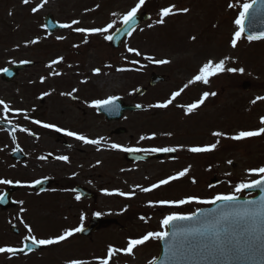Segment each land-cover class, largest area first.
Masks as SVG:
<instances>
[{
	"label": "rangeland",
	"instance_id": "374dc122",
	"mask_svg": "<svg viewBox=\"0 0 264 264\" xmlns=\"http://www.w3.org/2000/svg\"><path fill=\"white\" fill-rule=\"evenodd\" d=\"M137 2L29 0L25 4L23 0H0V69L14 62H37L35 68L20 71L12 82L0 81V100L10 109L5 112L4 106L0 105V118L5 113L19 129L44 128V123L57 127L84 125L81 129L84 131L78 134L99 140V144L80 141L74 143L72 151L71 147L65 151L71 152L72 168L86 169L88 172L84 176L91 178L84 180L101 187L97 190L96 203L76 199L72 191L63 196L44 198L25 197L22 192L13 195L17 205L7 211L0 210V247H13L22 237L30 235L37 239L53 238L66 229L84 224L93 212L106 218H119L125 228H107L97 232L91 240H80L74 233L63 244H52L44 254L23 260L11 261L9 253H0V264H54L53 261L68 264L70 260L99 264L97 258H106L109 246L124 249L129 238H138L149 231H166L167 227L162 229L160 225L164 216L173 212L191 214L199 207L210 205L196 202L160 205L158 201L188 196L210 199L217 194L233 193L236 184L249 183L260 177L247 170L264 166V134L240 141L229 138L242 130L264 127L260 123V118L264 117V101L252 103L257 96H264V39L249 41L242 33L237 46H231V36L238 30L234 21L241 5L251 0H145L137 13L147 12L150 18L131 32L119 50H115L104 36L120 26V17ZM170 5L189 11H177L165 17L164 23L157 24L160 9ZM32 8L37 11L32 12ZM47 13L63 24L73 20L79 23L49 34L42 24ZM109 23L113 27L103 34L74 31L77 27L103 28ZM193 36L195 40L191 39ZM33 40L36 43H31ZM128 47L137 49L141 55L128 52ZM58 58L63 59L57 64L51 63ZM157 59H166L169 63L156 64L153 61ZM208 59L214 62L225 59V71L209 77L207 84L195 82L189 85L167 108L150 107L183 88ZM97 68L100 72L94 74L93 69ZM227 68H243L244 71L228 72ZM154 72L166 76L165 82L148 87L143 95L136 96V90L147 86L149 75ZM244 81L250 83L247 90L242 88ZM203 92H215L216 95H210L192 113L185 114L184 106L199 100ZM109 96L139 104L143 110L125 112L120 119L108 121L92 106V101ZM36 120L41 124L33 122ZM115 127H123L125 134H113ZM216 131L225 135L215 137L212 133ZM153 133L154 138L140 140L141 136L150 137ZM217 141V147L209 152L187 150ZM112 144H119L121 148L113 149ZM4 145L10 150L7 144ZM154 147H174L177 156L172 161L125 164L123 148ZM2 154L0 149V158ZM184 168H189L184 177L150 192L140 190L176 175ZM56 170L57 177L70 174L65 165ZM213 178L217 184H211ZM14 179L15 173L7 170V165L0 161V181ZM8 184L0 183V194ZM117 191L132 195L120 196ZM236 195H244V191ZM56 215L58 220H53L52 224L47 221ZM11 224L20 229V235L9 232ZM158 242L150 238L145 244L136 246L131 254L116 251L109 264H149L158 255Z\"/></svg>",
	"mask_w": 264,
	"mask_h": 264
},
{
	"label": "snow or ice",
	"instance_id": "6c2138e0",
	"mask_svg": "<svg viewBox=\"0 0 264 264\" xmlns=\"http://www.w3.org/2000/svg\"><path fill=\"white\" fill-rule=\"evenodd\" d=\"M29 0H23V3L27 4ZM145 3V0H138V2L135 4L134 7H132L129 11H127L125 14H123L120 19L121 22L125 25L126 29H130L131 26L135 22V17L137 15L138 10L141 8V6ZM257 0H251V3L245 2L241 5V11L239 12V15L235 19L234 23L238 26V30L235 31L232 36H231V46L235 48L237 46L238 40L241 38L242 33L245 31L243 24L245 21V18L250 15V10H253L251 15H255V8L254 6L256 5ZM229 7H232L230 4ZM32 12H36L37 8H32ZM177 11L182 12V13H187L189 11L188 8H183V9H176L175 5H170L168 7H164L160 9L159 11V19L156 21L157 24H162L164 23V18L175 14ZM113 15H116L113 13ZM79 23L77 20L71 21L70 24H61L60 27L62 28H71L72 25ZM113 27L112 23L107 24L106 27L103 28H80L77 27L74 29L76 32H89V33H106L108 29H111ZM151 27V25L149 26ZM120 31V30H118ZM128 35H131V31H128ZM114 37L112 35H105L104 39L105 40H112ZM264 38V32H260L259 34L253 35L249 34L247 39L249 41L252 40H257ZM60 39V37H58ZM192 40H195V37H191ZM31 43H36V40L31 41ZM127 51L130 53H134L135 55L139 56L141 53L135 49L128 47ZM147 59H152L151 57H146ZM63 58H58L57 60H53L51 63L52 64H57L62 60ZM227 59V58H225ZM225 59H221L218 62H214L212 59L206 60L198 69L197 73L192 76L190 80L184 85L183 88H181L179 91H174L171 93V96L163 101L159 102L155 105H150V107H155V108H167L169 105L173 103V101L178 97L185 88H187L189 85L194 84L195 82H203L204 84L209 83V77L215 76L217 73L225 71ZM156 64H167L169 63L168 60L166 59H157L153 61ZM133 63H136L133 61ZM123 69H118V71H122ZM228 72H243V68H227L226 69ZM94 74H98L100 72V69H93ZM44 78L42 77L41 80ZM73 91H76V89H73ZM42 95L46 96L48 93H43ZM68 95H71V93H68ZM215 96L216 93L212 92H203L200 95L199 100L190 103L186 106H184V112L185 114L192 113L195 109H197L200 105H202L206 98L209 96ZM116 100V97L114 96H109L107 99H97L92 101V106L93 107H109V106H114V101ZM261 100L264 101V96H257L255 100L252 101L253 104L256 103V101ZM0 105L4 106L5 112L9 111V106L3 101L0 100ZM137 108L140 107V105H136ZM17 112H21L23 110L16 109ZM27 118V117H25ZM36 124H41V121L36 120L33 121ZM260 123L264 124V117L260 118ZM44 128H50V129H55L57 132H65L66 135L70 137H75L77 140L83 141L86 144H94L98 145L99 140H91L86 138L82 134H78L73 131H68L66 129H62L57 127L55 124L51 123H44L42 125ZM23 131H27V129H22ZM261 134H264V127L259 128L258 130H242L236 133L235 135H232L229 137L232 140L240 141L245 138H251V137H257L260 136ZM167 135H171V133H168ZM213 136L215 137H221L224 136L225 133L216 131L212 133ZM155 137V133L152 134L150 137H145L141 136L140 140H145V139H151ZM217 143H213L210 145H205V146H192L189 147L187 150L192 153H203V152H209L214 150L217 147ZM111 147L113 149H120L121 145L119 144H112ZM125 152H131V151H141V152H175L177 149L174 147H159V148H123L122 149ZM43 158V157H42ZM58 160L62 161H68L69 157L68 156H58ZM99 163V161L97 162ZM229 164L232 163V161H228ZM189 171V168H184L182 171L178 172L176 175L168 176L165 179L159 180L157 183L151 184L150 187L146 188H141L140 190L143 192H150L153 189H157L162 185H167L169 182L176 180L180 177H184ZM250 173H258L260 174V178L258 180H252L249 183H238L235 185L234 192L230 194H217L210 199H201L197 196H188L184 199H179V200H160L157 203L160 205H184L192 202H196L199 204H215L217 201H223V202H228L225 207L226 208H232V211H223L220 212L219 216L215 220L207 221L205 227L203 229L196 228V229H191L189 230V234L192 235L193 237H199L203 240L206 241V243L203 245V250L207 252H225L228 251V245L230 243L226 230L223 227V223H227L233 220L236 221H241L245 224L249 223H256L264 214V204L257 206V207H247V206H235L232 205L231 202L237 200V195L236 193L241 192L243 189L247 188H253L256 186H259L260 184L264 183V166H261L259 168H252L248 169ZM0 183H11V181H0ZM19 183V182H17ZM35 183H40L39 180L35 181ZM139 187V186H136ZM106 191V190H105ZM116 194L120 196H129L132 195V193H125V192H119L117 191ZM79 195H77L76 199H79ZM245 205H255V201H246ZM23 211V209H21ZM200 214L201 216H204L207 220V215L206 213H202L200 209H197L196 212H193L191 214H179V213H170L166 216H164L160 220V225L161 228H166L168 225L172 224L174 221H184V220H193L196 218L197 214ZM95 215L99 216L100 213H96ZM83 219V217L81 218ZM143 220L144 217H141ZM25 228H28V231L31 233V229L28 227L27 224L24 225ZM82 231V226L81 227H76L72 229H66L62 234H59L53 238H48V239H37L35 236H28L25 239L31 240L33 245H52V244H57L61 241H64L66 238L71 237L74 233ZM175 235V233H173ZM169 236L168 231H149L146 234L138 237V238H129L127 241V247L124 249H114L112 246L108 247L107 250V257L100 259L99 264H109V259L113 256L114 252L116 251H123L127 254L133 253V249L136 246L143 245L145 242L149 241L150 238H155L157 240H165ZM25 247H29L28 245H25ZM29 250L30 247H29ZM17 251H24L23 248L21 249H15L12 247H0V253H15ZM68 264H86L85 261L83 260H70L68 261ZM149 264H153L152 261H149Z\"/></svg>",
	"mask_w": 264,
	"mask_h": 264
},
{
	"label": "water",
	"instance_id": "95a60500",
	"mask_svg": "<svg viewBox=\"0 0 264 264\" xmlns=\"http://www.w3.org/2000/svg\"><path fill=\"white\" fill-rule=\"evenodd\" d=\"M255 8V15H251L253 10H250V15L245 18L243 27L245 29L244 34L248 37L249 34H259L264 32V0H257ZM44 27L49 32H54L61 24L57 23L51 14L44 16ZM149 18L148 14L141 13L135 17V22L130 29H126L125 25L122 24L116 31L111 35L114 37L110 40V43L118 47L121 40L127 36L128 31L136 28L141 21H145ZM120 30V31H118ZM32 62H21L14 63V65L4 68L0 71L2 80L11 81L19 73L18 71L25 69L26 66H32ZM148 86H155L157 83L164 81L165 77L160 74H151L149 76ZM244 88H248L249 84L244 83ZM146 91V88H140L136 91V95H142ZM137 104L131 105L126 104L121 99L116 98L114 106L109 107H97L100 113H103L108 120L119 119L125 111L135 112L140 111L136 107ZM0 125L5 130L13 133L17 130V127L10 122H4L0 119ZM121 129H117L116 133ZM165 155H168L170 159L176 156L175 152H155V153H141L138 151L126 152L124 158L129 162L146 161L152 159H161ZM11 157L19 160L23 157L20 155L19 149L12 152ZM42 183V182H41ZM39 184H35L37 187ZM218 181L213 178L211 184H217ZM14 184H9L5 191L0 195V209L7 210L16 205V202L12 199V194L16 191ZM79 191L81 197H92V192L87 188H76ZM248 194L257 193L254 198L237 197L236 201L231 202L235 206H247L257 207L264 204V183L253 188L244 189ZM246 201H255V205H245ZM228 202L217 201L208 207L198 208L202 213H206L207 220L204 216L199 213L193 220L174 221L172 224L167 226L169 236L165 240H159V254L155 258L153 264H264V214L256 223L245 224L241 221H230L223 223V227L226 230L227 237L230 241L228 245V251L225 252H207L203 250V245L206 243L205 240L199 237H193L189 234V230L200 228L203 229L207 221L215 220L218 218L220 212L232 211V208H226L225 205ZM197 209L194 211L196 212ZM115 219L111 218H100L98 216L92 217L88 224L82 228L79 235L82 237L89 236L93 232L97 231L101 226H107L111 223H116ZM19 234V230L15 225H11L10 232ZM175 233V235H173ZM28 245L29 247H25ZM24 251H17L15 253H29L33 250L41 249L40 245H33L30 240H25L22 247ZM12 253V254H15Z\"/></svg>",
	"mask_w": 264,
	"mask_h": 264
},
{
	"label": "flooded vegetation",
	"instance_id": "af4514ba",
	"mask_svg": "<svg viewBox=\"0 0 264 264\" xmlns=\"http://www.w3.org/2000/svg\"><path fill=\"white\" fill-rule=\"evenodd\" d=\"M57 31V30H56ZM56 33V32H53ZM49 33V34H53ZM108 45L109 40L107 41ZM120 47L114 48L115 50H119L121 48V44L119 45ZM50 48V47H49ZM48 48V49H49ZM35 65L27 68H35L37 62L33 61ZM1 81V80H0ZM2 82V81H1ZM6 83V82H2ZM42 101V99H41ZM3 116L6 115L5 113L2 114ZM7 119H8V115ZM84 125L81 126H60L59 128L66 129L68 131H73L76 133H82L81 130L84 128ZM121 128L123 130L119 131L121 134H125V129L123 127H115L114 130L112 131L113 134L115 135H120L116 134V129ZM80 140H77L75 137H70L65 134V132H57L55 129H50V128H39V129H30L28 128L27 131H23L22 129H18L14 131L13 133H10L9 131L5 132L3 131L0 133V149H1V164L7 165V170L11 169L15 175L16 179L14 181H11V183H15L18 187L17 191L14 193V195L19 194L22 192V194L25 197L33 195L36 198H44L54 195L60 196V195H66L67 193H70L71 191L73 192V195H79V191L76 190V188L82 187L89 189L93 196L88 198V197H81L79 195L80 200H91L93 203H96L98 200V194L97 190H99L101 187L98 186V184H91L86 182L84 179H89L91 177H85L84 173L88 172L86 169H77L75 167L72 168V164L70 163L72 160V155L70 153L66 152L65 149L68 147L71 151L73 150L75 144L78 143ZM7 144L8 147H10V150H6L5 145ZM14 149H19L20 154L23 155V159L17 161L14 160L11 157V153ZM65 151V152H64ZM58 156H68L69 160L68 161H62L58 160ZM43 157V158H42ZM124 160V159H123ZM168 160L167 157H164L160 161ZM126 165L128 166H135L137 164H147L145 162H137V163H130L127 161H124ZM62 165L68 166V170L70 172L69 175L65 176V174H62L61 176L57 177L56 176V167H62ZM48 167V168H47ZM46 168L48 171H46ZM91 172V170L89 171ZM39 180L41 185L37 187H33L36 183L35 181ZM19 182V183H17ZM104 187V186H102ZM21 194V195H22ZM42 210V209H41ZM97 213V212H96ZM95 212L91 213L90 216H88V220L84 224H80L78 227L85 226L88 221L91 220L93 216H96ZM99 217H103L99 215ZM53 220H58V216L56 215V218L53 219H47V221H50L51 224ZM119 223L120 219L118 218ZM117 228L119 230H124L121 225H107L104 227H100L97 229L96 232L92 233L90 236L84 238V237H79L78 232L74 234V236L78 237L80 240H86L91 238L97 234V232L103 231V230H108L107 228ZM20 235V234H19ZM26 237H22V240L20 242H16L17 245L13 247H21L22 246V241ZM66 240V239H65ZM64 241L59 242L58 244L61 245L63 244ZM54 245V244H53ZM53 245H43L42 249L40 250H34L33 252H30L28 254H16V255H10V259L12 260H23L27 259L28 257H31L33 255H41L44 254V252H47L51 246ZM53 261V260H51ZM56 261H53L52 263L55 264Z\"/></svg>",
	"mask_w": 264,
	"mask_h": 264
}]
</instances>
